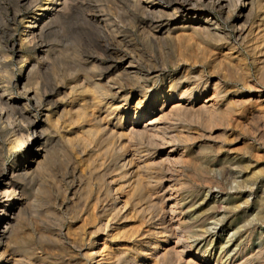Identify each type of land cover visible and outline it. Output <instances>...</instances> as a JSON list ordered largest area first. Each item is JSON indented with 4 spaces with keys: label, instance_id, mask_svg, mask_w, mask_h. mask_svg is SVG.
Masks as SVG:
<instances>
[{
    "label": "bare ground",
    "instance_id": "1",
    "mask_svg": "<svg viewBox=\"0 0 264 264\" xmlns=\"http://www.w3.org/2000/svg\"><path fill=\"white\" fill-rule=\"evenodd\" d=\"M98 1L88 5L83 0H17L13 6H25L30 12L27 19L20 18L22 29L9 47L18 48L20 54L18 77H6V84L2 78L0 83V225L2 220L7 224V230H0V264H264V242L248 249V228L264 223V190L254 202L260 206L255 223L243 230L235 228L238 238L228 251H222L221 242L209 251L213 239L205 237L208 229L203 230L205 222L220 212L223 218L215 223L242 216L251 204L239 203L237 196L246 187L252 194L247 183L264 174L258 168L264 160V0H118L131 20L142 25L149 46H172L177 68L187 67L188 62L199 67L194 77L186 69L177 76L166 66L151 63L144 70L138 52L121 35L120 22L113 14L103 13ZM80 7L91 10L82 16L87 29L77 26L76 31L100 53L73 54L69 72L74 80L65 93L73 95L75 102L66 109L65 121L77 132L68 138L59 132L66 124L50 122L49 101L61 93L63 85L54 84L51 90L41 85L40 74L58 47L43 41L55 33V43L60 36L56 30L63 31ZM207 9L219 13L227 30ZM2 10L7 11L4 6ZM23 47L32 49L33 56L22 55ZM7 56L0 53V60ZM207 64L211 73H221L213 84V75L202 71ZM158 77L161 84L149 90L146 82ZM222 80L228 84L224 86ZM129 82L139 87L134 100H130ZM31 106L37 110L34 114H43L41 119L25 115ZM24 115L28 120L19 127L16 118ZM237 131L250 134V139L243 138L241 149L248 159L219 161L225 145L239 142ZM56 132L62 134L65 145L60 139V145L53 142ZM197 142L199 150L191 154L187 147ZM4 151L14 154L7 168ZM71 155L86 157L85 167L78 169V160L71 157L69 163H74L69 172L66 169L57 180V158ZM240 173L242 180L237 181ZM230 180L235 184L234 202L213 203L195 214L196 188H206V195H228L223 184ZM25 187L33 191L31 197L26 196ZM78 189L82 192L75 199ZM187 192L191 194L186 196ZM38 208L45 210L43 217L51 223L45 235L39 234L42 241L24 230L26 215ZM68 209L85 213L78 225L64 231L55 226ZM232 225L229 222L227 227ZM198 238L203 246L194 249L190 240Z\"/></svg>",
    "mask_w": 264,
    "mask_h": 264
},
{
    "label": "rangeland",
    "instance_id": "2",
    "mask_svg": "<svg viewBox=\"0 0 264 264\" xmlns=\"http://www.w3.org/2000/svg\"><path fill=\"white\" fill-rule=\"evenodd\" d=\"M17 0H0V53L2 54H7V58H4L3 61L0 60V75L4 76V77H1L0 78V83H1V79L3 78L4 80L2 82H4L6 84V82L8 81V79L10 80L13 76V78H16L18 77V68L19 66L21 65V63L19 62V52L17 51L18 48H14V50L10 49V45H11V42L12 41H15L16 37L18 36L19 32L21 31L22 29V26L23 24L21 23V20L20 18L23 16L24 17V20L27 19L26 17L29 16V12H30V9H27L25 6H22V5H19L17 8L16 7H13L15 5ZM20 1V0H18ZM79 1H82V0H79ZM88 0H83L84 3L90 5L92 4L94 1L96 0H89L87 3ZM91 1V2H90ZM93 1V2H92ZM118 0H100L98 1L100 3V5H102L100 7V9L102 8L104 11L103 13H107V14H113L111 15L112 17H116L118 19V22H120L119 24V29H120V32H121V35L122 37H124L125 41L128 42L129 44V48L135 53V52H138L137 53V57L139 59H141L140 61H142V65L145 66L143 67V69L145 70L146 69V66L150 65L149 66H166V68L168 69L167 71L169 73H173V74H177V76L180 75L181 72H187L188 70V74H190L189 76L190 77H194L195 75H197L198 73V70H199V67L198 66H194L193 65H190L191 63L188 62V65L187 67L186 66H179L178 68L174 66V61H175V49L172 48V46H166V48H164L165 46L163 47H151L149 46L144 40V33L141 29V26L142 25H138L140 23H138L137 21L134 22V20H131L130 16H129V13L128 11L123 7V5L121 3H119V1L117 2ZM4 2V3H3ZM102 2V3H101ZM117 2V3H116ZM105 3V4H104ZM112 5L110 7H112V9L108 6V5ZM122 5V6H121ZM2 6H4L7 11H4L2 10ZM106 8V9H105ZM120 9V10H119ZM17 10V13H16V18L14 19L12 17L13 15V12ZM87 10V11H86ZM88 10H91V8H87L85 9V7H80L79 10H78V14L73 18V20L66 26H64L63 28V31L61 30H56L58 32L57 35H60L58 37V39H56V42L54 43V41H52V39L54 38L55 39V33L52 34V35H47L44 37V43L46 42L47 44H51L52 42V45L55 44L57 45L58 47L56 48V52L55 54L53 55V57H51V61L49 62V64L47 65V67L43 68L45 70H42V73L40 74V80H41V85L42 83H44V85H42L45 89L47 88L48 90H51V88L53 89V85H58V86H61L63 85V88L61 89V93L57 96L56 94L52 97L53 100L55 99L57 103L53 104L55 102L52 101L50 99L49 102H51V108H50V112L49 115H50V122H53L55 119L56 120H59L58 122H63L61 125L64 126L65 124V128H68V126H70L68 124L66 118H68L69 115H67V113L65 112L66 109L68 110L75 102V98H72L74 97L73 95H67L66 92H68V87L69 85H72L73 83V80H74V77H72V73L69 72L70 68H73V64H74V55H77L76 53H80L79 55L80 56H87L88 55H95L97 53L95 52H98V54L100 53V51H97L98 49L95 47V45L93 44L92 45V41H89L88 39L86 40V38H81L79 37L80 35H78L79 33L76 31V27L77 26H80L84 29H87L85 24H82V16L84 14H90V12H88ZM210 9H207V14H211L212 17H216L218 20H220L219 22L223 25L224 29L227 30V24L226 23H223L222 22V19L221 17H219V13L217 11H212ZM106 11V12H105ZM111 13H109V12ZM121 11V12H120ZM3 12V13H2ZM88 12V13H87ZM114 12V13H113ZM120 15H118V13ZM116 13V15H115ZM216 13V14H215ZM2 16V17H1ZM119 16V17H118ZM121 16V17H120ZM128 16V17H127ZM219 17V18H218ZM130 19V20H129ZM13 20V21H12ZM76 20V21H74ZM78 21V22H77ZM4 22V23H3ZM75 22V23H74ZM128 23V24H127ZM130 23V24H129ZM131 23H134L133 25ZM75 25V27H74ZM122 25V26H121ZM132 25V26H131ZM131 26V27H130ZM139 26V27H138ZM71 29H70V28ZM75 29H74V28ZM122 27V28H121ZM133 27V28H132ZM227 27V28H226ZM69 28V29H68ZM136 28V29H135ZM68 29V30H67ZM122 29V30H121ZM65 30V31H64ZM70 30V31H69ZM73 30V31H72ZM142 30V31H141ZM124 31V32H123ZM138 31H141V32H138ZM4 32V33H3ZM75 32V33H74ZM77 32V34H76ZM10 33V34H9ZM62 33V34H61ZM69 34V35H68ZM72 34V35H71ZM125 34V35H124ZM142 34V35H141ZM140 35V37H139ZM14 36V37H13ZM141 36L143 38H141ZM3 38V39H2ZM131 38V40H130ZM70 39V40H68ZM79 39V40H78ZM83 40V41H82ZM86 40V41H85ZM60 41V42H59ZM4 42V43H3ZM82 42V43H81ZM67 43V44H66ZM72 43V45H71ZM81 43V44H80ZM86 43V44H85ZM131 43V44H130ZM7 44V45H6ZM78 44V45H77ZM63 45V46H62ZM85 47H84V46ZM6 46V47H5ZM75 46V47H74ZM136 46V47H135ZM91 47V48H90ZM144 47V48H142ZM3 48V49H2ZM24 48V47H23ZM22 48V52L21 54L23 55H28L30 56L31 54V57L33 56V53L34 51L28 47H25L24 50ZM59 48V49H58ZM80 48V49H79ZM84 48V49H83ZM140 48V49H138ZM152 48V49H151ZM163 48V50H161ZM5 49V50H4ZM77 49V50H76ZM79 49V50H78ZM83 52H81L82 50ZM86 49L88 51H86ZM138 49V50H137ZM28 50V51H27ZM94 50V51H93ZM154 53V57L152 58V54L148 53ZM170 50V51H169ZM59 51V52H58ZM142 51V52H141ZM161 51V53H160ZM61 52V53H60ZM76 52V53H75ZM88 52V53H87ZM94 52V53H93ZM141 52V53H140ZM158 52V54H157ZM75 53V54H74ZM84 55H82V54ZM147 53V55H146ZM163 53V54H162ZM170 55H169V54ZM62 54V55H61ZM74 54V55H73ZM136 54V53H135ZM140 54V55H139ZM149 54V55H148ZM165 54V55H164ZM168 56H167V55ZM173 54V55H172ZM56 55V56H55ZM60 55V56H59ZM139 55V56H138ZM161 55V56H160ZM164 55V56H162ZM143 56V57H142ZM160 56V57H159ZM174 56V58H173ZM55 57V59H54ZM65 57V58H64ZM142 57V58H140ZM149 57V58H148ZM156 57V58H155ZM160 60H159V58ZM162 57V58H161ZM168 57V58H167ZM166 58V59H165ZM57 59V60H56ZM73 59V60H72ZM146 59V60H145ZM149 59V60H148ZM156 59V60H154ZM164 59V60H163ZM170 61H169V60ZM65 60V61H64ZM148 60V61H147ZM159 60V61H158ZM173 60V61H172ZM58 61V62H56ZM63 61V62H62ZM146 61V62H145ZM152 61V62H151ZM163 61V63H162ZM166 61V62H165ZM68 62L67 66H66V63ZM72 62V63H71ZM155 62V63H154ZM168 62V63H167ZM3 65H2V64ZM55 65H54V64ZM60 63V65H59ZM146 63V64H145ZM165 63V65H164ZM167 63V64H166ZM52 64V65H51ZM172 64V65H171ZM50 65V66H49ZM71 65V66H70ZM4 66V67H3ZM49 66V67H48ZM59 66V67H58ZM191 66V67H190ZM205 66V67H204ZM203 68H202V71L204 72V74L206 75H210L211 76L213 75V77L211 78V83L213 84V82L217 81L218 78L220 79L221 78V73H211L210 72V68H209V65H204ZM9 67L11 68V70L9 69ZM175 67V68H174ZM181 67V68H180ZM186 67V68H185ZM6 69V70H3ZM68 68V69H67ZM173 68V69H172ZM189 68V69H187ZM208 68V69H207ZM9 69V70H8ZM13 69V70H12ZM66 71H65V70ZM170 69V70H169ZM187 71H186V70ZM197 69V70H196ZM191 70V71H190ZM196 70V71H195ZM4 71V72H3ZM46 71V72H45ZM207 71V72H206ZM209 71V72H208ZM9 72V73H8ZM16 72V73H15ZM15 73V74H14ZM70 73V74H69ZM84 73V72H83ZM82 73V74H83ZM251 73L253 74V72L251 71ZM13 74V75H12ZM27 73L26 72H23L22 75H26ZM44 74V75H43ZM69 74V75H68ZM6 75V76H5ZM81 75V74H79ZM32 76V75H31ZM218 76V77H217ZM6 77L8 79H6ZM32 77H35L32 76ZM214 78V79H213ZM252 78H254V75H252ZM69 79V81H68ZM73 79V80H72ZM58 80V81H57ZM67 80V81H66ZM151 80V81H150ZM146 82L149 90H152L153 88H156L158 85L161 84V82L163 81L161 78L158 77V79H150ZM159 80V81H158ZM60 81V82H59ZM64 81V82H62ZM154 81V83H153ZM157 81V82H156ZM222 84H224V86H226L228 84V80H222ZM55 82V83H54ZM72 82V83H71ZM59 83V84H58ZM61 83V84H60ZM64 83V84H63ZM131 82H129V86H131V92H130V100H134L136 95H139V87L137 85H130ZM3 84V83H2ZM4 84V85H5ZM152 84V85H151ZM51 85V86H50ZM67 85V86H65ZM156 85V86H155ZM20 87V86H18ZM66 89V90H65ZM15 96H18L16 93H14ZM64 95L65 96V100H59V96H62ZM68 96V97H67ZM71 96V97H70ZM71 99H70V98ZM21 99H23V96H20ZM69 101H68V100ZM225 99V97L223 98ZM67 100V101H66ZM48 101V100H47ZM59 101V102H58ZM73 103H71V102ZM67 102V103H66ZM63 103V104H61ZM31 105V104H30ZM63 106V107H62ZM70 106V107H69ZM33 109H32V108ZM29 109H28V112L25 114L27 115L28 117L32 118L33 116L38 117V119H41V116L43 114H40L39 112L34 114L35 111H37L33 106H31ZM35 109V110H34ZM60 109V110H59ZM30 111V112H29ZM34 112V113H33ZM60 112V113H59ZM66 113V114H65ZM29 114V115H28ZM34 114V115H33ZM18 116L16 118V124L18 125L19 124V127H24L25 126V123L27 122V116ZM57 115V116H56ZM60 115V116H59ZM67 115V116H66ZM64 116V117H63ZM20 117V118H19ZM52 117V118H51ZM56 117V118H55ZM58 117V119H57ZM61 117V118H60ZM66 117V118H65ZM25 118L27 120H25ZM60 118V119H59ZM63 118V119H62ZM21 119V120H20ZM18 120V121H17ZM24 120V121H23ZM21 121V122H20ZM65 121V123H64ZM18 122V123H17ZM23 122V123H22ZM67 122V123H66ZM21 123V124H20ZM22 125V126H21ZM64 128V129H65ZM71 128V129H70ZM62 129L61 131H59L60 133L63 134L64 137H71L70 138H73V136L75 135V133L77 132L72 125L68 128V129ZM64 130V131H63ZM71 131V132H70ZM59 132H56L53 134L54 136V139H53V142H57V144L60 145V143L63 145H65V140L64 138H61L62 134H60ZM250 133V132H249ZM57 134V136H56ZM239 134V135H238ZM30 135H33L32 132L30 133ZM47 135V134H46ZM61 135V136H60ZM67 135V136H66ZM234 135H238L240 136L239 137V142L238 143H234V142H230L228 143L227 145L224 146L222 152L219 154V156L217 157V159L221 162H225L224 160H226L228 157L229 158H237V159H244V158H247V155L245 154L246 153V150H241L243 149V138H247V139H250V134H244L241 133V131H237L234 133ZM233 137V136H232ZM242 137V138H241ZM60 139V141H59ZM64 141H63V140ZM60 143H59V142ZM203 143V142H202ZM200 143H195L194 146L193 145H190L188 146V150L191 149L189 152L191 154H193V152L195 153L196 150L198 151L199 150V146ZM225 149V150H224ZM235 149V150H234ZM246 156V157H245ZM14 157V154H6V151H4V167H9L12 159ZM68 157V158H67ZM71 157H75V161H77L76 163V166L77 168L79 169H83L85 166L83 164V158H86V157H83L81 159H79L78 156H74V155H71L70 157L69 156H64L63 157H59L60 159L57 158L56 160V165H55V168H56V176H58L57 180H60V176H63V174H65L64 171H66V173L69 172L70 170V166L72 165V162L69 163V158ZM67 159V160H66ZM221 159V160H220ZM241 159V160H242ZM248 159V158H247ZM246 159V160H247ZM240 160V161H241ZM245 160V161H246ZM68 162V163H67ZM204 162V161H203ZM74 163V162H73ZM78 163H80L78 165ZM200 163V161H199ZM241 163V162H240ZM79 166V167H78ZM83 167V168H82ZM258 168H263L264 169V160L260 161L259 162V166ZM237 170V169H236ZM61 174V175H60ZM262 176V177H261ZM242 180V174H238V179L237 181H241ZM233 180H230L229 182H225L223 184L224 188L226 189L227 191V194L230 195H226V192H222V194L219 192L217 194H211V193H208L206 195V188H196L195 191L193 192L194 193H197L199 195H196V197L194 196L193 198V201H194V211H195V214H197L199 212V209H205V208H208V206H212L213 203H219L223 206H228L229 203L231 202H234L235 198H236V195H235V184L232 183ZM250 185V187L252 188V194H250L249 192V189L248 187H246V189H243L242 190V193L239 194L237 196V199L239 203L243 202L244 200H247L249 202V204H251L248 208H244L243 212L242 213V216H238L236 217L235 219L232 220L231 219H228L227 217L224 218V221L223 223L222 222H216L217 219H222L223 217V213L220 212L218 213V215L215 217V219H208L205 224L203 225V230L205 229H208L207 230V233L205 235V237L207 239L209 238H212L213 241H212V244L209 246V251H211V249L213 248H216L217 247V243L221 242L224 244L223 246V249L222 251H228L229 249V246L231 243H233L237 238H238V234L235 233V228L237 226H242L241 230H243L244 228H247V227H252V225L255 223L253 221V218H255V214L256 212L259 210L260 206H259V201H258V204L254 203L256 201V199L258 200L259 199V196L261 195V190L263 191L264 190V174L262 173V175L259 176V178H257L256 180H252L251 179L249 180V182L247 183V186ZM83 187V185H82ZM81 187V188H82ZM94 188V187H93ZM201 189V190H200ZM203 189V190H202ZM25 194L26 196L28 197H31V193L33 192L31 189L29 188H26L25 187ZM51 193L54 194L53 192V189H50ZM77 192V193H76ZM75 192V196L74 198L76 199L78 197V195L82 192V189H78L77 191ZM202 192V193H201ZM56 193V192H55ZM185 194V193H184ZM191 192H187L185 195L188 196L190 195ZM201 195V196H200ZM198 197V198H197ZM68 199H71V195L69 196L68 195ZM196 199V200H195ZM241 200V201H240ZM196 204V205H195ZM261 205V204H260ZM199 206V207H198ZM197 208V209H196ZM69 210V211H68ZM66 210L65 212L62 213L61 215V220L57 221V228H60L62 230H66L68 229L69 227L72 228L73 226L75 227V225H78V223H80V221H82L83 217H84V213L85 211H80L79 213L75 212L74 214L71 212V209H68ZM38 211V212H37ZM40 211V212H39ZM44 209H41V208H38L37 210H35V213H33L31 211V213L29 212L26 216L28 217V219H26V222H25V233H27L29 236H31V238L34 240H38L37 238H39L41 241L42 239L40 238V235L42 233V235H45L46 234V231L48 230V227L51 226V223L50 221L48 220V218H44L43 216H47L46 213H44ZM59 212V210L55 211V213ZM46 215H44V214ZM192 213V211H191ZM82 214V216H81ZM187 215L185 216H182L184 219L187 218L188 216V213H186ZM190 214V213H189ZM80 216V217H79ZM45 220H44V219ZM49 222H48V221ZM246 220V221H245ZM244 221V222H243ZM229 222L231 224H233L231 227H227L229 225ZM242 222V223H241ZM257 222V221H256ZM259 222V221H258ZM257 222V223H258ZM1 225H0V230H7L6 229V221L5 220H2L1 221ZM49 224V226H48ZM218 224V225H217ZM43 225V226H42ZM246 226V227H245ZM54 227V228H55ZM62 227V228H61ZM2 228V229H1ZM47 229V230H46ZM56 229V228H55ZM46 230V231H45ZM248 230L251 231L250 233V242H248V249H256L258 248L260 245L263 244L264 242V223L263 224H260V222L255 225L254 227L252 228H248ZM213 232L215 233V235H212V236H208L213 234ZM260 232H262L261 236H260ZM253 233V234H252ZM40 234V235H39ZM252 235V236H251ZM208 236V237H207ZM39 240V241H40ZM227 240H230L229 242L230 243H225ZM40 241V242H41ZM190 242H192V245H193V248L194 249H198V248H201L203 246V243L204 241H202V238H198L197 240H193L191 239ZM56 245V246H55ZM53 246L55 247V249H59L61 248L60 244H53ZM59 247V248H58ZM231 251V250H230ZM213 252V250H212Z\"/></svg>",
    "mask_w": 264,
    "mask_h": 264
}]
</instances>
